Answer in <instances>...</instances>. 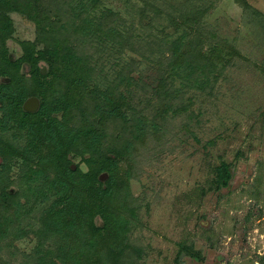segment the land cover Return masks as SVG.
I'll return each mask as SVG.
<instances>
[{"label":"rangeland","instance_id":"374dc122","mask_svg":"<svg viewBox=\"0 0 264 264\" xmlns=\"http://www.w3.org/2000/svg\"><path fill=\"white\" fill-rule=\"evenodd\" d=\"M100 3L94 11L112 9L119 20L105 19L102 29L90 27L88 37L72 33L70 38L85 66L96 70L87 86L89 91L111 88L125 75L123 111L143 119L141 128L134 129L132 145L124 149L130 152L118 143L107 154L117 162L106 166L115 172L119 187H127V205H121L119 196L115 200V211L126 220L113 221V229L125 233L124 252L120 258L113 254V264H264V0ZM10 18L12 33L5 45L16 61L23 56L22 44L37 40V26L18 13ZM112 23L127 37L124 47L109 31ZM196 43L204 46L199 53ZM191 52L215 64L209 87L204 84L202 90L187 87V67H173ZM172 53L185 57L178 60ZM20 74L29 78V66L23 65ZM84 103L88 107V96ZM125 123H104L106 146L127 135ZM86 159L88 155L70 154L73 171L88 172ZM222 162L229 165L232 180L217 191L214 181ZM5 164L0 156V167ZM8 164L9 185H4L16 194L24 166L15 154ZM111 173H100L108 175L106 189ZM47 206L26 208L30 214L17 223L25 236L16 237L12 227L0 236V264H34L49 250L66 260L72 242L62 241L64 247L57 250L59 239L70 235L66 222L61 234L42 235L48 240L44 245L37 233ZM106 254L104 250L96 259L104 260Z\"/></svg>","mask_w":264,"mask_h":264},{"label":"trees","instance_id":"16d2710c","mask_svg":"<svg viewBox=\"0 0 264 264\" xmlns=\"http://www.w3.org/2000/svg\"><path fill=\"white\" fill-rule=\"evenodd\" d=\"M100 5V0H0V76L5 78L0 82V156L6 160L0 167V236L6 235L11 227L17 232L16 237L25 236L17 223L21 224L30 214L26 208L48 203L42 217L44 225L37 231L41 244L48 241L43 237L45 233L61 234L65 222L70 235L59 239L57 250L64 247L62 241L72 242L66 260L61 255L58 260L56 253L49 250L39 254L34 264H113V254L120 258L119 254L124 252L125 233H117L113 221L125 224L124 215L114 207L118 196L123 201L121 205H127L126 195H123L126 194L123 188L127 187H119L115 172L106 164L115 162L110 152L118 143L123 150L127 143L132 145L134 129L143 125V119L137 118L136 113L127 117L123 111L125 97L120 90L126 81L125 75L119 76L111 88L98 86L89 91L87 82L93 71L97 77L96 70L85 66V57L70 39L72 33L88 37L90 27L102 29L101 21L105 19L119 20V14L112 9L94 11ZM153 10L157 12L155 7ZM13 13L28 17L37 26V40L24 42L23 56L16 61L5 45L12 33L10 14ZM114 24H108L109 31L124 47L128 39ZM36 44L43 46L37 48ZM196 46L197 53L204 48L197 43ZM171 55L178 60L183 56ZM185 55L187 60L174 61L173 67L184 65L190 70L187 87L198 90H202L204 84L209 87L210 69L215 64L202 54ZM25 64L30 69L29 78L20 74ZM87 96L90 110L84 103ZM32 97L41 98L36 113L24 110L25 102ZM165 108L169 110V106ZM111 120H124L128 131L125 136H117L115 145L106 146L103 125ZM124 151L130 152L128 148ZM73 153L83 158L89 156L84 160L90 169L88 172L73 171L69 161ZM14 154L22 159L24 166L23 183L16 194L4 185L5 182L9 185L8 163ZM107 171L112 172L113 177L106 189L100 181V173ZM231 180L230 167L222 162L216 173L215 190L227 188ZM104 250L107 258L96 259V254L103 255Z\"/></svg>","mask_w":264,"mask_h":264},{"label":"water","instance_id":"95a60500","mask_svg":"<svg viewBox=\"0 0 264 264\" xmlns=\"http://www.w3.org/2000/svg\"><path fill=\"white\" fill-rule=\"evenodd\" d=\"M40 106H41L40 100L36 97H32L25 102L24 110L26 112L36 113L37 111H39ZM72 169L74 170L75 167L73 166ZM107 178H108V175L104 174V175L100 176V181L104 182V181H106Z\"/></svg>","mask_w":264,"mask_h":264}]
</instances>
